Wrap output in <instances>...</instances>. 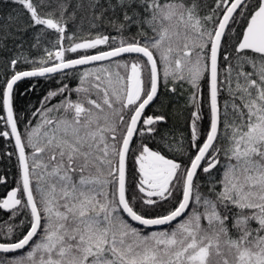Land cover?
Instances as JSON below:
<instances>
[{
	"label": "trees",
	"instance_id": "1",
	"mask_svg": "<svg viewBox=\"0 0 264 264\" xmlns=\"http://www.w3.org/2000/svg\"><path fill=\"white\" fill-rule=\"evenodd\" d=\"M225 1L0 0V202L14 188L20 198L13 210L0 207V243L21 240L33 223L5 111L10 79L126 45L154 55L159 92L143 116L166 117L140 121L127 155L126 198L146 218L179 206L211 128L210 52ZM261 2L245 0L226 28L218 135L185 214L160 228L128 218L117 194L121 145L151 87L147 59L127 54L16 83L12 108L41 224L27 248L0 251V264H264V123L250 106L264 80V40L248 36ZM134 62L142 91L127 102ZM146 149L176 162L163 193L145 188Z\"/></svg>",
	"mask_w": 264,
	"mask_h": 264
},
{
	"label": "water",
	"instance_id": "2",
	"mask_svg": "<svg viewBox=\"0 0 264 264\" xmlns=\"http://www.w3.org/2000/svg\"><path fill=\"white\" fill-rule=\"evenodd\" d=\"M245 0H233L228 4L226 1V5L228 6L221 21L218 25L217 31L213 38L212 46H211V54H210V106L212 112V126L209 132V135L204 142L201 149L198 151L197 155L195 156L194 160L192 161L189 170L186 175L185 180V188L183 199L179 206L170 214L165 216L156 217V218H146L139 214H137L128 204L126 199L125 187H126V160L129 151V147L131 142L135 136L137 131V127L139 122L142 118L144 110L155 100L158 89H159V72L156 60L149 49L141 45H126L118 48H113L111 50H107L105 52H101L98 54L90 55L81 57L74 60L63 61L59 64L41 68V69H34L29 71H23L20 73L15 74L9 81L6 91H5V110L6 114L11 126V135L13 137L14 143L16 145L20 164H21V171H22V178H23V185L25 189V193L27 196V200L30 206V209L33 214V225L29 232L25 235L23 239L18 242L14 243H0V251L2 252H15L21 249L26 248L33 237L39 230L40 227V214L37 208L35 199L33 197V193L31 190L30 185V177H29V169H28V162L27 156L25 152V148L23 145V141L21 139L20 133L17 128V124L14 118V112L12 108V91L18 81L24 79L26 77H34V76H43L49 75L57 72H61L73 67H80L89 64H94L102 61H107L113 58H117L127 54H139L144 56L150 66L151 69V80L152 86L149 94L147 97L139 104L137 109L132 115L130 120L128 130L126 132L125 138L123 140L121 150H120V157H119V180H118V199L119 203L125 212V214L132 219L134 222L141 226H145L148 228H160L166 226L174 221L178 220L182 215L185 214L192 195V183L197 173V170L214 143L218 129H219V105H218V58H219V51L220 45L226 31V28L235 14L237 9L241 6V4ZM165 118L160 117H153L149 116L145 119L147 124H151L155 121H164ZM214 164H211L208 168H211ZM19 200L17 198V190L12 189L10 190L2 202H0V206L5 210H10L14 208L18 204Z\"/></svg>",
	"mask_w": 264,
	"mask_h": 264
},
{
	"label": "rangeland",
	"instance_id": "3",
	"mask_svg": "<svg viewBox=\"0 0 264 264\" xmlns=\"http://www.w3.org/2000/svg\"><path fill=\"white\" fill-rule=\"evenodd\" d=\"M248 36L252 38L255 42L259 44L264 40V4L259 11V18L257 22L253 26V30L249 31ZM259 87L255 95L256 99L252 100L251 109L254 112V118L258 119L262 123H264V80H260L255 88ZM142 91V78L140 72V64L134 62L131 66L130 71V82H129V90L127 95V102L136 101L141 94ZM257 136L251 135L249 139V144L255 142Z\"/></svg>",
	"mask_w": 264,
	"mask_h": 264
},
{
	"label": "flooded vegetation",
	"instance_id": "4",
	"mask_svg": "<svg viewBox=\"0 0 264 264\" xmlns=\"http://www.w3.org/2000/svg\"><path fill=\"white\" fill-rule=\"evenodd\" d=\"M166 156L171 158L172 160L159 161V158H156L150 161L145 158V160L143 161V167L145 170L144 184L147 192L149 193H152L154 191L163 193L167 190L169 182L173 177L176 163L173 162L172 157L168 155Z\"/></svg>",
	"mask_w": 264,
	"mask_h": 264
},
{
	"label": "bare ground",
	"instance_id": "5",
	"mask_svg": "<svg viewBox=\"0 0 264 264\" xmlns=\"http://www.w3.org/2000/svg\"><path fill=\"white\" fill-rule=\"evenodd\" d=\"M159 77V76H158ZM180 88L179 87H177V89H175V90H179ZM4 103H5V96H4ZM6 111V110H5ZM212 113V112H211ZM153 117H155V118H157V117H160L159 115H152ZM6 117H7V114H6ZM14 118H15V115H14ZM7 121H8V124H9V129H10V132H11V126H10V123H9V120H8V117H7ZM15 122H16V119H15ZM160 122H164V121H160ZM16 124H17V122H16ZM211 126H212V115H211ZM17 128H18V131H19V133H20V130H19V127H18V125H17ZM211 129V128H210ZM210 132V131H209ZM209 135V134H208ZM20 136H21V134H20ZM22 139V138H21ZM210 169V168H209ZM2 202V201H1Z\"/></svg>",
	"mask_w": 264,
	"mask_h": 264
}]
</instances>
